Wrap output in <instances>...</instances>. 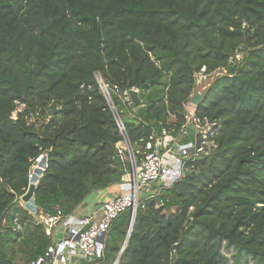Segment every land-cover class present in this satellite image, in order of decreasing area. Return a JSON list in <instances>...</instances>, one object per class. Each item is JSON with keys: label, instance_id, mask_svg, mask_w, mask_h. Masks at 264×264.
I'll return each mask as SVG.
<instances>
[{"label": "trees", "instance_id": "1", "mask_svg": "<svg viewBox=\"0 0 264 264\" xmlns=\"http://www.w3.org/2000/svg\"><path fill=\"white\" fill-rule=\"evenodd\" d=\"M204 69L225 72L196 110L220 125L216 147L145 200L132 232L131 211L116 218L82 264H229L225 250L264 264V0H0V264L36 261L53 245L42 220L127 176L97 76L140 164L151 137L184 125ZM133 88L141 116L120 98ZM40 156L32 213L22 197Z\"/></svg>", "mask_w": 264, "mask_h": 264}, {"label": "built area", "instance_id": "2", "mask_svg": "<svg viewBox=\"0 0 264 264\" xmlns=\"http://www.w3.org/2000/svg\"><path fill=\"white\" fill-rule=\"evenodd\" d=\"M97 79L123 139L117 146L119 156L129 164L130 170L124 181L118 185L119 193L103 203L92 215L64 216L58 210L55 215L42 220L53 238V245L31 264H82L83 261L100 258L108 230L116 218L126 211H131L134 216L139 208L144 209L145 200L158 196L157 191L161 188L171 187L184 177L185 166L190 160L207 155L216 147L211 139L220 130V125L208 119L198 118L197 109L190 101L186 105V121L179 132L173 136L169 131H164L162 137H151L146 146V149L151 151L138 164L134 147L127 135L123 112L115 105L109 86L100 76H97ZM130 91L140 94V90L136 88ZM128 93L120 98L128 105V113H131L132 100ZM42 159L43 156H40L36 160L37 165ZM35 168L36 166L33 167ZM32 175L33 173L30 179ZM147 191L152 193L148 198H144ZM12 224L14 231L20 229L18 215ZM56 237L59 238L58 242Z\"/></svg>", "mask_w": 264, "mask_h": 264}, {"label": "water", "instance_id": "3", "mask_svg": "<svg viewBox=\"0 0 264 264\" xmlns=\"http://www.w3.org/2000/svg\"><path fill=\"white\" fill-rule=\"evenodd\" d=\"M129 96L131 97V104L130 106L134 108V112L138 115L141 116L145 110V106L141 104L140 100V95L137 92L130 91ZM204 92H199L195 91L193 96H192V104L196 107H198L201 102L204 99ZM47 168L46 160L43 158L42 161L37 165V167L33 170V175L30 179V187L27 191V193L22 197V202L25 205L26 209L31 211L32 213H36L37 209L35 206V192H36V184L39 180V178L42 176L43 172ZM136 214L132 218V223H131V230H133L134 222H135ZM127 245V241L125 243V246ZM118 260L116 261V264L118 263Z\"/></svg>", "mask_w": 264, "mask_h": 264}, {"label": "crops", "instance_id": "4", "mask_svg": "<svg viewBox=\"0 0 264 264\" xmlns=\"http://www.w3.org/2000/svg\"><path fill=\"white\" fill-rule=\"evenodd\" d=\"M118 193H119L118 186L114 188H110L109 190L95 192V195L92 194L90 195V197H88V199H86L83 206L78 211H76L74 216L82 217V216L92 215L93 213H95V211H97L100 208V206L103 203L111 200ZM89 198H92V199H89Z\"/></svg>", "mask_w": 264, "mask_h": 264}, {"label": "rangeland", "instance_id": "5", "mask_svg": "<svg viewBox=\"0 0 264 264\" xmlns=\"http://www.w3.org/2000/svg\"><path fill=\"white\" fill-rule=\"evenodd\" d=\"M241 59V56H238L237 57V60ZM222 73H225V72H221V71H218L212 75H209L205 72V69L197 75V85H196V90L197 91H200V92H205V90L207 89L208 85L219 75H221ZM206 88V89H205ZM22 108H19L17 110V112H15L13 114V118H16L17 117V113L21 110ZM37 167V165H36ZM34 170V169H33ZM33 170H32V173H33ZM31 173V174H32ZM152 192H149L147 191L145 193V196L144 198H148L150 196ZM95 195V193L93 194ZM94 197V196H92ZM89 199H92V198H89ZM56 241L58 242L59 241V238L56 237ZM224 254L229 258V264H233V259H232V255H233V251L231 250H225L224 251Z\"/></svg>", "mask_w": 264, "mask_h": 264}, {"label": "bare ground", "instance_id": "6", "mask_svg": "<svg viewBox=\"0 0 264 264\" xmlns=\"http://www.w3.org/2000/svg\"><path fill=\"white\" fill-rule=\"evenodd\" d=\"M196 109H197V107L196 106H194Z\"/></svg>", "mask_w": 264, "mask_h": 264}, {"label": "clouds", "instance_id": "7", "mask_svg": "<svg viewBox=\"0 0 264 264\" xmlns=\"http://www.w3.org/2000/svg\"><path fill=\"white\" fill-rule=\"evenodd\" d=\"M197 91V90H196ZM200 92V91H199Z\"/></svg>", "mask_w": 264, "mask_h": 264}]
</instances>
